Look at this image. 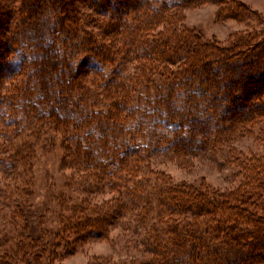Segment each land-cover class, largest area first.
<instances>
[{
	"label": "trees",
	"instance_id": "trees-1",
	"mask_svg": "<svg viewBox=\"0 0 264 264\" xmlns=\"http://www.w3.org/2000/svg\"><path fill=\"white\" fill-rule=\"evenodd\" d=\"M208 1L220 4L222 18L259 21L239 0H113V7L110 0H83L96 16L77 0H0V180L17 191H0V213H10L13 204V217L22 219L14 226L22 254L54 264L62 252L131 215L135 223L123 242L146 255L143 264H264L263 157L239 158L243 181L225 192L171 178L160 185L165 173L152 162L170 153L185 165L208 142L218 145L224 131L230 139L238 126L264 114V41L252 45L240 33L221 47L202 42L190 27L178 28L181 8ZM88 23L128 43L114 46ZM113 56L120 66H137L129 74L116 68L106 80L99 74L97 87L87 84L82 68L101 72ZM121 111L132 118L123 119ZM72 123L79 130L64 152L74 154L71 161L94 187L82 191L109 197L92 207L83 198L54 233L36 213L40 222L31 229L36 153L47 144L41 137Z\"/></svg>",
	"mask_w": 264,
	"mask_h": 264
},
{
	"label": "rangeland",
	"instance_id": "rangeland-1",
	"mask_svg": "<svg viewBox=\"0 0 264 264\" xmlns=\"http://www.w3.org/2000/svg\"><path fill=\"white\" fill-rule=\"evenodd\" d=\"M82 1L83 0H77L78 5L89 15H98L94 10L87 9L86 4L84 5ZM85 1L87 2L88 0ZM239 1L251 9L255 15L258 16L260 22L255 19L246 22L237 20V18L234 17L222 18L220 4L214 1H208L206 3H196L186 8H181V24L178 28H182L183 26L190 27L194 29L196 33L200 34L202 42L209 41L221 47L230 44L234 37L240 33L251 37L252 45L264 41V0ZM110 3L113 7V0H110ZM99 17L102 19L106 18L105 15H100ZM52 20L50 18V21ZM48 23L50 24V22ZM94 25L95 24L88 23L86 28L98 34L100 38L102 37V40L112 38V35L102 36V28H99L97 24L96 27ZM162 27L161 25L158 26L157 30L161 31ZM120 37L119 34L114 41L111 39L114 46H121L125 42L124 40L121 41ZM113 57L111 62L104 63L106 66L101 63L104 65L101 68V72L99 70L98 73L95 70L92 72L90 70L89 72L90 68H82L83 71L85 70L83 72V77H85V79L87 78V84L97 87L100 81L106 80L108 75L111 74V71L116 68H121L124 72L129 74L134 70V66H137L135 63L132 64L129 61L120 66L117 60H115L118 56ZM0 73L2 74V72ZM99 74L101 77L105 78L101 80ZM20 78L24 79L25 77ZM12 80H14V78L11 79V81ZM5 83H10V79ZM5 85L6 84L3 85L2 90L5 93L10 92L8 91V87L4 88ZM196 87L197 90L203 94V87ZM69 91L70 94L73 92L72 89ZM78 97L79 95L77 98ZM134 102L135 101H133V103ZM130 103L131 102L128 104ZM119 115L122 116L123 119H127V121L132 118V116H127L124 111H121ZM136 115H138V113L135 114L133 119H136ZM53 120H55V117ZM165 120V123H168L167 119ZM73 123L72 129L70 130H66L65 132L62 129H59V131L50 130L41 137V145L44 141H46L47 144L45 150L38 149L36 153L37 157H39V162H37L38 164L34 168L36 185L30 201L32 216L29 217L30 226H28L31 229L40 222L36 213H42L40 218L44 217L43 219L46 220L45 227L49 233H54L61 228V222L64 221L68 213H66V210H70L77 206L78 202L83 198L86 197L87 205L92 207L102 203L104 199L109 197L107 194H96L95 192H89L87 190L85 192L82 191L84 189H94L93 184L86 175V172L80 170L78 163L74 165V161H71V159L75 157L74 154L69 155L68 151L64 152L66 146L70 145L71 149L74 147L72 146L73 142L69 141L68 138L70 135H74L72 132L79 129L73 128ZM2 126L4 125L0 122V128H2ZM11 128L12 126H9V129ZM51 134L56 135L55 139L45 140V138ZM231 135L229 139L230 135H228V130L224 131L219 139L218 145L215 146L212 142H208V146H206L204 150L197 151L196 153L198 154L192 157L187 156L186 160L189 162L185 165H180L177 158L176 160H174V157L169 159L167 155H171L170 153L155 155L156 158H153L152 162L157 163L155 165L158 169L165 173V177L162 176L163 180L159 184H167L169 183L168 179L171 178L173 183L178 184L184 183L187 185L192 184L194 186H199L200 183H206L210 185L211 189L217 192H225L236 188L238 184L243 181L244 175L238 168V164L241 163L238 159H243L245 156L251 157L253 155L264 158V114L258 115L250 124L238 126V129L233 132V134L231 133ZM141 136L143 137V134ZM233 148H235V151L232 150ZM180 158L182 159L184 157L181 156ZM163 161L165 162L162 163ZM4 183L10 185V187L5 188ZM5 189L12 191L16 195L14 184H10L7 180L6 182L0 180V191L5 192ZM105 192H107V190H105ZM15 198L17 197H14V199ZM11 205L12 208L10 213H5L8 208H6L3 213H0V264H38L37 262L43 259L40 255L35 258L32 256L29 257V255L21 253L23 251H20V246L16 247L19 239L17 236V238H15L16 241L14 240V226H18L19 223L22 222V219L13 217L12 213L14 211V206L13 204ZM152 214L154 216L156 215V213ZM133 221L134 217L131 215L117 218L115 222L117 226L115 228H110L103 236L89 237L78 242L73 252L64 255V252H62V256L54 260V264H99V261H95L94 258H108L114 264H143L146 255L130 250L123 242L125 235H129L128 226L135 223H133ZM123 228H126V231H124ZM46 261L47 260H43L44 263Z\"/></svg>",
	"mask_w": 264,
	"mask_h": 264
}]
</instances>
